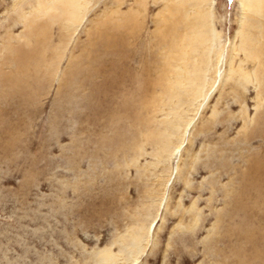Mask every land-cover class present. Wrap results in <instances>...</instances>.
Here are the masks:
<instances>
[{
	"label": "rangeland",
	"instance_id": "rangeland-1",
	"mask_svg": "<svg viewBox=\"0 0 264 264\" xmlns=\"http://www.w3.org/2000/svg\"><path fill=\"white\" fill-rule=\"evenodd\" d=\"M253 2L0 0V264H264Z\"/></svg>",
	"mask_w": 264,
	"mask_h": 264
},
{
	"label": "bare ground",
	"instance_id": "bare-ground-1",
	"mask_svg": "<svg viewBox=\"0 0 264 264\" xmlns=\"http://www.w3.org/2000/svg\"><path fill=\"white\" fill-rule=\"evenodd\" d=\"M252 1H254L256 4H255V7L257 8V9H259V7H261L262 6V4H263V2H264V0H252ZM253 2V3H254ZM252 6V5H251ZM175 21V20H174ZM177 21V20H176ZM176 43V42H175Z\"/></svg>",
	"mask_w": 264,
	"mask_h": 264
}]
</instances>
